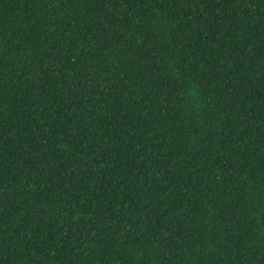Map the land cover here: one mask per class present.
<instances>
[{
  "label": "trees",
  "instance_id": "trees-1",
  "mask_svg": "<svg viewBox=\"0 0 264 264\" xmlns=\"http://www.w3.org/2000/svg\"><path fill=\"white\" fill-rule=\"evenodd\" d=\"M0 264H264V0H0Z\"/></svg>",
  "mask_w": 264,
  "mask_h": 264
}]
</instances>
